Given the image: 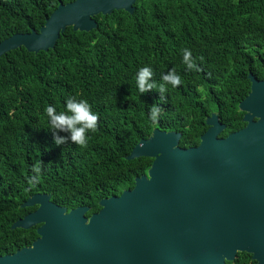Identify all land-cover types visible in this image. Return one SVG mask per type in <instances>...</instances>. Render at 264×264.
I'll list each match as a JSON object with an SVG mask.
<instances>
[{"label":"trees","instance_id":"16d2710c","mask_svg":"<svg viewBox=\"0 0 264 264\" xmlns=\"http://www.w3.org/2000/svg\"><path fill=\"white\" fill-rule=\"evenodd\" d=\"M73 1L0 0V43L39 32L60 4ZM95 20L91 32L68 28L48 52L20 48L0 58V257L39 238V226L12 229L38 209L22 208L34 195H50L68 212L88 207L90 218L102 200L133 190L153 159L127 157L155 129L181 133L180 147L190 149L200 145L214 113L226 127L220 138L246 127L239 104L251 91L248 76L264 80V71L244 65L254 45L264 48V0H139L133 14ZM184 48L199 71L186 70ZM143 66L152 68L157 86L173 69L182 83L163 96L155 88L141 94L135 77ZM69 96L98 115L86 146L53 142L46 108L63 110ZM154 104L163 109L157 122L148 115ZM226 264L258 263L239 253Z\"/></svg>","mask_w":264,"mask_h":264},{"label":"water","instance_id":"95a60500","mask_svg":"<svg viewBox=\"0 0 264 264\" xmlns=\"http://www.w3.org/2000/svg\"><path fill=\"white\" fill-rule=\"evenodd\" d=\"M139 0H75L60 4L39 32L0 43V58L25 48L54 49L68 28L91 32L96 16L133 14ZM249 95L239 104L246 127L220 138L225 125L214 113L198 147H180L181 133L155 129L127 157L151 158L133 190L68 212L37 194L22 208L38 209L12 227L39 226L31 247L0 257V264H226L239 253L264 264V80L248 76Z\"/></svg>","mask_w":264,"mask_h":264},{"label":"clouds","instance_id":"9594fccd","mask_svg":"<svg viewBox=\"0 0 264 264\" xmlns=\"http://www.w3.org/2000/svg\"><path fill=\"white\" fill-rule=\"evenodd\" d=\"M182 55L186 70L199 71L190 49H182ZM152 78L153 71L150 66H143L138 69L135 80L137 89L141 94L155 88L163 96L169 85L175 88L182 83L181 76L174 69L162 74L161 83L158 86ZM162 113L163 109L159 105L154 104L149 109V119L157 122ZM46 116L49 130L53 133V142L56 146L69 141L78 146H86L89 139L88 133L94 132L97 128L98 115L92 110L86 100L77 99L74 96L66 98L63 110L57 111L54 105H48ZM60 132L67 135L61 136L58 134ZM34 171L38 174L40 169L36 168ZM31 179L36 181L37 176H33Z\"/></svg>","mask_w":264,"mask_h":264},{"label":"flooded vegetation","instance_id":"af4514ba","mask_svg":"<svg viewBox=\"0 0 264 264\" xmlns=\"http://www.w3.org/2000/svg\"><path fill=\"white\" fill-rule=\"evenodd\" d=\"M257 48L258 46L254 45V50H251L249 53V59L244 62V65L249 66L251 71L261 73L264 71V48L256 50Z\"/></svg>","mask_w":264,"mask_h":264}]
</instances>
